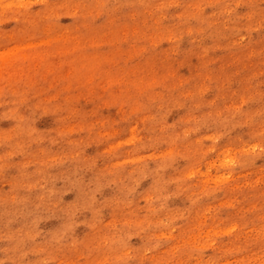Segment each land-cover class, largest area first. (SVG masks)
Wrapping results in <instances>:
<instances>
[{"label":"rangeland","instance_id":"rangeland-1","mask_svg":"<svg viewBox=\"0 0 264 264\" xmlns=\"http://www.w3.org/2000/svg\"><path fill=\"white\" fill-rule=\"evenodd\" d=\"M0 264H264V0H0Z\"/></svg>","mask_w":264,"mask_h":264}]
</instances>
